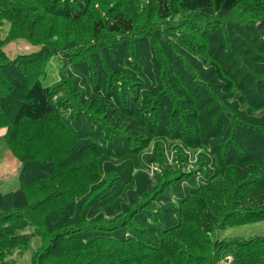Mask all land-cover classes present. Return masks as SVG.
Returning <instances> with one entry per match:
<instances>
[{
  "label": "trees",
  "instance_id": "16d2710c",
  "mask_svg": "<svg viewBox=\"0 0 264 264\" xmlns=\"http://www.w3.org/2000/svg\"><path fill=\"white\" fill-rule=\"evenodd\" d=\"M24 1L0 0V23L8 21L18 36L48 51L51 43H36L29 36L31 14ZM110 1L53 0L41 6L43 18L37 23H44L46 16L87 20L94 3ZM239 5L240 0H156L155 22L172 26L187 16L189 26L202 31L205 44L196 48L183 35L182 25L173 26L178 39H168L172 46L155 59L143 46L149 37L132 39L140 27L133 17L115 10L105 20L89 16V38H122L109 44L111 50L96 64L102 65L94 76L87 68L70 81L71 87L58 82L45 86L48 80L35 59L42 49L11 60L4 50L7 43L0 41V129H5V143L21 163L19 188L8 193L0 189V264H23L34 239L40 247L27 264H259L264 259V237L245 242L231 238L222 245L209 239L224 219L237 223L244 214L264 213V179L247 195L238 190L250 181L253 167L241 150L235 156V141L247 143L248 136L238 137L248 131L242 124L257 125L264 117L231 78H241L240 86H247L249 93L264 87V78L257 80L255 73L258 69L264 77L263 53L256 52L250 67L243 54L250 56L254 44L245 45L232 33L244 39L250 28L235 14ZM198 13L211 19L197 23L193 15ZM227 46L231 49L225 52ZM222 55L230 62L220 63ZM59 115L74 138L65 148L58 140L46 145L31 129L43 128L41 123ZM75 115L76 121H70ZM82 116L96 120L110 138L103 135L99 144L88 139ZM221 138L227 141L215 162L217 198L202 186L193 194V206L175 203L169 183L177 184L183 174L190 178L184 186L193 189L196 174L208 171L211 155H217ZM181 146L189 152L179 148L170 163L166 148ZM192 156L197 163L189 168ZM211 211V216L222 215L213 223L206 222ZM193 215L205 227L188 223Z\"/></svg>",
  "mask_w": 264,
  "mask_h": 264
},
{
  "label": "rangeland",
  "instance_id": "374dc122",
  "mask_svg": "<svg viewBox=\"0 0 264 264\" xmlns=\"http://www.w3.org/2000/svg\"><path fill=\"white\" fill-rule=\"evenodd\" d=\"M53 0H29L24 1L26 4H28L29 8L27 9L28 12L31 14V16H28L29 18V25L31 24V33H29V36L33 38L32 40L36 43L40 44H46L51 43L50 49L48 51L42 49L40 45H34V43H29L26 39L22 38L25 36H18L16 34V29L12 28L8 21L7 23H0V41L2 43H7L5 45L4 50L11 58V60L15 59L18 55L23 54H30L36 51H39L42 49V55L41 57H37L35 59L38 60L36 62V66L40 65V70L42 72H45L43 76V79L48 80L47 84L45 86H51L52 84L63 83V84H69L70 81L74 80L75 78H79L80 72L86 71L88 68L91 74V76H94V72L97 68H101L102 64H98L96 68V64L99 62H102V60H105L104 53L109 52L111 50L110 45L112 44L113 39L117 42L120 41V39L117 36H108V35H102L99 39H91L89 38V31H90V24L88 22L89 16H96V18H104L107 19L109 13H113V10L115 11H121L127 16L133 17V19L136 22V26H139V28H136L137 30L134 33V36L132 37L133 40H139V39H145L147 38L148 42L146 41L143 46H145V49L150 50V58L155 59L157 56V53L165 48V50H168L170 45L172 46V43H169L168 39L171 38V41H175L178 38H174L175 36L172 35L175 29V27H178L182 25L183 29V35L185 38L192 42L193 45H195L196 48H199V46H203L205 44L201 41V30H195L191 26L190 21H188L189 17H184L183 20L177 21L175 23H172L173 25L170 26L168 24L158 23L155 22L154 14H155V8H156V0H113L106 3H94V5L89 9L88 17L86 19H81L80 21H71L66 19H60V18H51L46 16L44 17V23L39 24V22L43 17L41 16L43 12H41L40 8L43 6L46 8V5H49L50 2ZM61 4H59L60 7ZM60 9V8H59ZM236 16L238 18H241L248 22L247 25L250 24V28L247 32H243V37L238 35L234 32H232L235 36V39L237 40H243L244 44L246 43L254 45L252 46L253 50H251L250 56H245L243 54V58L247 62L250 63V67L254 68V64L252 63V60L258 55L256 52H262L264 57V0H240L239 8L235 12ZM194 18L197 19V23H205L206 20H210L211 18L206 17L205 14L198 13L193 15ZM185 19H187L185 21ZM194 19L193 21H196ZM177 20V19H175ZM153 22H155L153 26ZM186 25V26H184ZM203 25V24H202ZM175 26V27H173ZM48 27H50V34L47 37L49 30ZM14 32V33H13ZM27 36V35H26ZM232 42V41H231ZM120 43V42H119ZM43 46V45H42ZM112 46V45H111ZM119 47V46H118ZM115 47V48H118ZM48 49V47H46ZM144 49V48H143ZM157 49V50H156ZM172 49V48H171ZM231 47L227 46L224 51H230ZM113 50V49H112ZM172 50H174L173 54H176V47H174ZM171 50V51H172ZM101 56V57H100ZM173 56V55H172ZM213 59L212 57H208ZM247 59V60H246ZM36 60V61H37ZM187 60V58H186ZM224 60H228L226 55H222L221 58L218 60L220 63H223ZM136 62L141 63L138 59H135ZM230 62V60H228ZM26 62L25 59H23V64ZM135 64V63H134ZM229 64V63H228ZM26 66V64H24ZM228 65L224 66L223 68L227 69ZM186 68L190 69L189 65H186ZM19 73L25 75V72L18 71ZM226 73L228 74V70H226ZM255 73L258 75L257 80H260L261 72L257 69ZM65 74V76H63ZM231 78L235 81V87L237 90H239L242 94H248L247 99L248 102L252 106H256L257 109H260L262 106H264V87L260 86L257 88H253L252 92L249 93V88L247 86L241 85V78L235 79L231 76ZM261 78V80H262ZM62 86V85H61ZM107 87V86H105ZM61 92V87L58 89ZM136 92V91H134ZM258 110V111H259ZM54 117V116H53ZM51 117L48 121L45 123H41L43 128H40L38 126H32L31 129H33V134L35 136H40V139L44 138L46 140V145H50V142L56 143L58 142L65 148L68 143L71 141L73 136L71 137L70 134H68L69 130L66 128V122L63 120L62 115L58 117ZM62 117V119L60 118ZM82 116L79 118V121L83 123L82 127L84 130L87 131V135H89L90 140L94 141L96 144H99L102 142V140H105L109 137V134L103 130V128L100 127L98 122L94 120L92 117H86ZM78 116L75 115L73 118H71L70 121H76ZM261 123H257V125L252 121L248 122L246 124H242L243 126L248 128V131H240V135L238 137L241 139L242 135L244 137L248 136V142L246 143L245 140L235 141V145H238L237 153L235 154L236 157H239V154H244V159L247 157L248 159H251V164L253 167V174L250 179V181L247 182L245 186L242 188H238V190L246 192L247 193L257 189V187L261 184L260 179H264V117L260 118ZM69 126V125H68ZM75 126V124H74ZM80 126V125H79ZM41 129V132L38 133V130ZM65 130V131H64ZM67 131V132H66ZM237 132V131H236ZM26 133V132H24ZM91 134H97L101 135L100 139H95L90 137ZM106 136L105 139H102V137ZM36 139V137H35ZM74 139V138H73ZM228 140V137H227ZM223 138L218 140L217 146H216V153L217 155H211V159L209 160L208 165V171L205 172H198L196 174V179L198 182H195L192 186H194L193 189H190V185L184 186L186 182H188L187 176H182L179 178L177 184H172V181L169 183L170 187V193L172 194V198L175 203L179 202H187V205L193 206L194 200H193V194L194 192L202 186H207L208 189V195H212L214 199L217 198V192L220 193L215 187L216 185L219 186L216 183V179H213L217 176V170L215 165V162H218L217 158H220L223 154L224 146L226 145V141ZM29 142V140H28ZM39 143V142H38ZM27 146V145H26ZM171 147L166 148L165 155H167V158L170 163L173 162V160L178 155L179 148L184 151L185 153L189 152L184 147ZM174 148V149H173ZM212 149V148H211ZM172 150L174 152V156L172 153ZM242 151L240 153L239 151ZM116 151V150H115ZM117 152V151H116ZM144 153H147V151H144ZM146 155V154H145ZM144 156V155H143ZM152 156V155H149ZM148 158V156H145ZM193 157V159H192ZM189 161V168H194L195 164L197 163L196 158L192 156ZM242 158V157H241ZM243 159V158H242ZM218 168V167H217ZM0 169L2 172H0V189L3 193H8L11 191H15L19 188V175L18 172L21 170V163L20 161L15 157V155L12 153L10 148L6 145V143L0 144ZM160 168H154V172L159 171ZM189 171V170H188ZM190 177V176H189ZM213 181V182H212ZM175 182V181H173ZM212 182V183H211ZM189 184V183H188ZM223 188V187H222ZM227 193H233L232 191H226ZM242 192V193H244ZM188 212V210H184V213ZM215 211H211V214ZM234 215L240 214L238 212L233 213ZM222 215L220 214L217 216H211V218H207L206 222L213 223L215 220H219V218ZM258 219H264V213L258 214V215H248L244 214L243 218L239 219V222L235 223L233 220H227L224 219L221 221V224H224V226L221 229H218L219 227H216L214 230V233L210 235L209 239L210 242L213 244H224L225 242H228L226 240H229L231 238H238L245 242L243 240H252L256 237H264V220H258ZM257 221L253 222L252 221ZM188 223H192V225H202L204 226V222L201 221V217H197L193 215V218L190 217V220ZM220 222L218 221L217 224ZM218 226V225H217ZM161 232H158V235L160 236ZM230 241H236V240H230ZM38 240L34 239L32 245L29 248V251L26 252L22 259L21 263L27 264L31 259L36 255L33 253L36 252V249H39V244L37 243ZM166 256L165 254L159 255L160 259L163 260V257ZM228 261H231V257L226 258ZM225 259V260H226ZM261 261V263H260ZM259 261V264H264V259L262 258Z\"/></svg>",
  "mask_w": 264,
  "mask_h": 264
},
{
  "label": "crops",
  "instance_id": "0c3cea01",
  "mask_svg": "<svg viewBox=\"0 0 264 264\" xmlns=\"http://www.w3.org/2000/svg\"><path fill=\"white\" fill-rule=\"evenodd\" d=\"M5 129H0V144L5 142ZM0 172H2V170L0 169ZM19 175V172H18Z\"/></svg>",
  "mask_w": 264,
  "mask_h": 264
}]
</instances>
